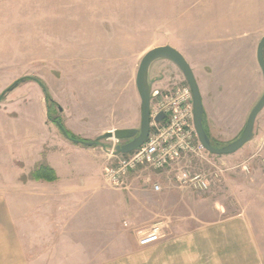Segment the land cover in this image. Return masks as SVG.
Wrapping results in <instances>:
<instances>
[{"label":"crops","instance_id":"1","mask_svg":"<svg viewBox=\"0 0 264 264\" xmlns=\"http://www.w3.org/2000/svg\"><path fill=\"white\" fill-rule=\"evenodd\" d=\"M173 1L174 6L187 9L166 18L170 35L158 46L175 47L193 68L210 134L216 119L228 125L238 118L241 119L238 126L244 127L247 111L253 109L264 92L263 73L257 58L258 45L264 36L261 1ZM95 2L0 0V16L10 19V12H18L20 16L24 15V8L32 5L39 8L36 39L49 38L46 46L40 44L44 50L39 54L49 55V61H45L49 63V70L62 72L61 79L53 80L49 87L58 85L71 89V96L61 97L72 101L73 105L79 103L78 98L85 102L84 108L88 111L93 108L102 111L105 106L108 110H103V114L119 115L120 120L102 125V133L136 128L142 114L136 84L138 56L146 52L149 41L145 42V50L122 47L120 38L132 42L135 38L128 26L120 35L111 27L101 30V16L84 20L77 12L71 17L70 6L87 3L96 6ZM49 8L62 9L49 11ZM127 18L125 22L131 26L141 24L138 30L149 29L143 25V19L135 20L132 15ZM224 55L234 56L235 62L236 56H245L248 67L239 72L237 66H231L225 81L221 75L217 79ZM195 56L207 57L202 61ZM209 56H215L213 65ZM167 63L171 64L164 65L175 67L173 62ZM126 69L133 72V79L119 85L117 72ZM89 72H109L110 75L105 81L97 79L104 89L99 90L101 96L94 99L88 89L97 81L88 77ZM59 109L64 112L62 107ZM239 109L241 113L237 116ZM42 118L40 115L38 128H26L20 153L11 155V145L5 150L0 147V264H117L124 258L132 262L134 248L148 246L157 247L174 264H180L181 257L187 254L189 264H247V260L251 263L255 260L254 237L240 213L188 229L178 223L170 228L168 221L162 220L163 223L159 219L156 227L164 228L163 236L146 243L144 233L150 227L151 213H166L174 206V201L181 198L180 193L176 194L164 183L162 174H144L146 169L130 173L123 189H104L99 147L70 141L59 128L48 126ZM41 166L51 168L56 179L35 177L33 173ZM154 178L161 184V192L150 185L149 181ZM125 220L127 226H124ZM103 246L109 247V255H105L104 260L100 249ZM88 247L93 250L87 251Z\"/></svg>","mask_w":264,"mask_h":264},{"label":"rangeland","instance_id":"2","mask_svg":"<svg viewBox=\"0 0 264 264\" xmlns=\"http://www.w3.org/2000/svg\"><path fill=\"white\" fill-rule=\"evenodd\" d=\"M89 1L91 0H87V2ZM94 1H96V6L88 5V3L84 6H70L69 12L71 17L73 14H77V12L84 20H88L89 17H93L94 15L101 16L103 21L101 30L110 29L111 27L112 30H117L120 35L126 32V27L128 26V30H132L135 38L133 42L120 38L119 44H123L122 47L127 46L145 50V42L149 41L146 52L161 44L163 39L170 35L166 18L174 14L183 13L187 9L186 7L174 6L173 0ZM260 1L262 4V18L264 20V0ZM32 6L24 8V15L20 14L19 16L18 12H10V19H4L0 16V95L17 79L23 76H36L48 84L47 88L48 90L50 89L49 93L51 92L50 95L55 103L49 105L43 88L34 81H25L17 85L6 94L3 101H0V147L2 146L3 150H5L11 145V155L13 153L15 155L20 153V147L24 146L23 136L26 128H38L40 115L43 116L42 119L47 122L48 126L51 125L59 128L58 122H56L58 120L74 135L89 141H94L105 134L102 133L104 130L103 124L120 120L117 114H103V110H108L105 106L102 111L95 110L94 108L88 111L84 108L85 102L81 101V99L78 100L77 98L79 103L75 105H73L72 101L68 102V100H64L61 95L66 94L67 96H71L69 94L71 93V89H67V87L64 89L58 85L49 87V83L61 79L62 72L49 70V63L45 62L46 60L49 61V55L47 53L39 54V52L44 50V48H40V44L46 46L47 44L45 43L49 42V38L39 39L37 37L36 39V31L39 27L37 25L39 14L37 10L39 8H34V5ZM14 9L17 10V8ZM56 9L62 8H49V11ZM131 15L134 16L135 20L143 19L145 21L143 25L148 26L149 29L138 30V27L140 28L141 26L140 23H135L133 26L130 23L127 24L125 22L129 18L127 16ZM110 20L112 23L109 22ZM159 25L161 27L158 29ZM141 44H144V46ZM47 48L46 50L49 52V47ZM146 52L138 56L140 58L138 67ZM41 57L42 59H40ZM195 57L203 61L207 56ZM233 57L227 55L221 56L222 60L219 64L222 68L220 73L218 71V75L216 73L217 79L221 75V78L225 81L228 70L234 65L238 67L239 72L246 70L248 65L245 63V56H236L237 62L233 60ZM214 59L215 56H209L211 65H213ZM167 62L169 61L158 60L152 67L150 77L152 89L170 88L176 82H187L179 67L175 65V67L169 68L164 65L171 64ZM133 75V72L128 69L117 72L116 79L118 84H127V81L133 79ZM88 77L97 81L96 84L92 83L88 89V91H91L90 96L93 99L97 95L101 96L98 92L104 88L98 84L97 79L108 80L110 78L109 72H89ZM74 106L76 107L73 108ZM59 107H62L64 112H61ZM250 112L251 110L247 111L245 122H247ZM240 113L241 110L239 109L237 116ZM237 119L228 125L222 119H216L217 122L213 124L210 136L221 145L228 144L239 138L245 126L243 127L241 124L238 126L239 122L241 123V119ZM140 125L141 121L137 127H140ZM208 131L211 132L209 128ZM8 134H10L9 138ZM117 142L118 144L121 143L114 138H101L99 144L95 146L100 149L102 161L101 187L111 191L123 189L107 183L103 177L105 168L114 162V159L109 154V150ZM189 165L194 172L204 173L208 176L211 182L208 191L179 187L174 182L172 174L168 171H160L154 168H146L143 171L144 174H148L149 176L162 174L164 183H168L172 191H176V194L180 193L181 195L179 200L174 201V206H171L163 215L151 213L150 227L144 233L147 236L146 243L163 236V227L160 231H155L156 223L159 222V219L161 221H168L170 228L178 223L182 225V228L188 229V227H194L195 225L199 226L205 221L232 217L240 213L245 217L256 244L254 252L255 260L252 263L247 260V264H264V110L257 118L255 137L239 151L223 156L211 154L207 151L204 156L191 158ZM149 182L153 186L156 184V178ZM170 202L172 203L171 200ZM126 222L125 220L124 226H127ZM100 249L103 252L104 260L105 255H109L107 254L109 247L103 246ZM134 249L132 262L124 258L123 260H119L117 264H174L171 261L172 259L170 258L169 260L157 247L148 246ZM92 250L93 247L87 248V251L91 252ZM188 261L189 255L187 254L181 257L180 264H189ZM102 264L115 263L104 262Z\"/></svg>","mask_w":264,"mask_h":264},{"label":"built area","instance_id":"3","mask_svg":"<svg viewBox=\"0 0 264 264\" xmlns=\"http://www.w3.org/2000/svg\"><path fill=\"white\" fill-rule=\"evenodd\" d=\"M161 113L164 118L156 120ZM150 116V134L141 147L119 154L117 142L109 150L114 162L104 170L105 181L125 188L130 173L154 168L170 172L179 187L208 191L211 185L208 176L194 172L189 165L191 158L204 156L207 152L195 128L193 94L189 84L183 81L170 88L152 89ZM153 189L161 191V185L156 183ZM155 231L160 228L155 227Z\"/></svg>","mask_w":264,"mask_h":264},{"label":"water","instance_id":"4","mask_svg":"<svg viewBox=\"0 0 264 264\" xmlns=\"http://www.w3.org/2000/svg\"><path fill=\"white\" fill-rule=\"evenodd\" d=\"M257 58L264 78V36L258 45ZM158 60H169L173 62L182 71L187 83L189 84L193 94L195 128L206 151L218 156L231 155L253 140L256 135L257 117L264 109V92L251 110L242 135L223 146H214L212 144L211 136L207 132L204 125L205 108L193 68L186 57L179 50L169 44L150 49L141 60L136 78V84L142 102L140 127L110 130L99 138H114L121 142L116 146V151L119 154L133 152L147 141L150 134L151 123L150 106L152 99V87L150 83V69L153 63ZM163 118L164 114L161 113L157 116L156 120L160 121Z\"/></svg>","mask_w":264,"mask_h":264},{"label":"trees","instance_id":"5","mask_svg":"<svg viewBox=\"0 0 264 264\" xmlns=\"http://www.w3.org/2000/svg\"><path fill=\"white\" fill-rule=\"evenodd\" d=\"M25 81H34L37 82L44 90V93L46 95V100L47 102L50 104H54L55 101L53 100V98L51 97L49 90L45 84V82L43 80H41L39 77L36 76H23L19 79H17L16 81H14L1 95H0V101H3L5 99L6 94L11 91L12 89H14L17 85L25 82ZM56 122H58V126L60 128V130L62 131V133L71 141L75 142V143H79V144H83L85 146H96L99 144L101 138H97L94 141H89V140H85L82 139L76 135H74L72 132H70L60 121L56 120ZM204 125L205 128L207 130V132L210 135V132L208 131V128L206 126V122H205V116H204ZM212 140V144L216 147H220L223 146L220 143H218L217 141H214V139L211 137ZM51 173V175H49ZM33 175L37 178L40 179H47V180H54L56 179V175L54 173V171L47 167V166H41L37 171H35L33 173Z\"/></svg>","mask_w":264,"mask_h":264},{"label":"flooded vegetation","instance_id":"6","mask_svg":"<svg viewBox=\"0 0 264 264\" xmlns=\"http://www.w3.org/2000/svg\"><path fill=\"white\" fill-rule=\"evenodd\" d=\"M125 142H128V141H125Z\"/></svg>","mask_w":264,"mask_h":264}]
</instances>
